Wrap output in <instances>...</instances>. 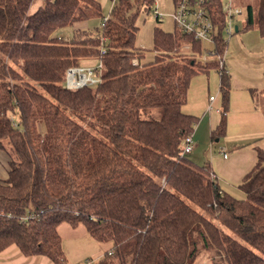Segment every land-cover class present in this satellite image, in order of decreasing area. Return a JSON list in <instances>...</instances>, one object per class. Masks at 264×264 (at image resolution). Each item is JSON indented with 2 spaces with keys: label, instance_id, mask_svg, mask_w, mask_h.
Here are the masks:
<instances>
[{
  "label": "trees",
  "instance_id": "trees-1",
  "mask_svg": "<svg viewBox=\"0 0 264 264\" xmlns=\"http://www.w3.org/2000/svg\"><path fill=\"white\" fill-rule=\"evenodd\" d=\"M154 2L115 0L91 32L81 26L101 15L96 0H0V151L9 155L0 254L15 245L54 264H193L206 253L208 264H264V149L239 184L243 198L221 188L208 161L181 153L198 121L181 109L190 80L210 69L221 95L212 136L225 133L222 3H208L214 55L203 64L201 39L158 25L153 58L143 61L137 17ZM244 8V28L264 36V0ZM67 27L70 38L57 36ZM83 58L101 61L100 81L65 87L66 69ZM259 98L264 111V83ZM63 222L111 247L95 261L68 263Z\"/></svg>",
  "mask_w": 264,
  "mask_h": 264
},
{
  "label": "rangeland",
  "instance_id": "rangeland-1",
  "mask_svg": "<svg viewBox=\"0 0 264 264\" xmlns=\"http://www.w3.org/2000/svg\"><path fill=\"white\" fill-rule=\"evenodd\" d=\"M96 1H98L100 4L101 15L98 17H91L81 26L82 28H87V30L91 32H95L96 30L101 28V22L103 18L107 17L110 14L113 5V0ZM220 1L223 6L226 3L231 2L233 6L240 7V12L238 14H235L234 16H232V18H229L228 15H226L225 17V27L230 29V33H227L225 31V27L223 28V36L227 40L226 49L223 54V60L225 67L230 75L231 91L237 90L238 93L242 90V88L250 87L254 90V96L258 97V104H261L259 97L264 83V36L260 35L255 26L244 28V5L246 2H255V0ZM156 2L157 3L154 4V6H160V8L165 10L170 8V0H157ZM168 20L169 17L167 15H164L163 18L160 19L158 25L156 19L153 17L152 9L148 12L139 13L137 17V26L139 28L137 33V42L143 43L147 48L146 52H148L150 55H153L151 49L153 37L152 33L154 27L158 25L163 29H169L171 28V24L168 23ZM235 26L238 28V31H234ZM63 31L65 32L64 37L70 38L72 36L71 27H67ZM58 35L62 34L58 33L57 36ZM184 47H187V44H185ZM213 49V43L211 41L203 40L201 42V53L197 57V59H199V62L205 64V61H203V59L207 56V53L209 51H212ZM98 61L99 60L96 58H83L81 59L80 64L95 67L98 65ZM93 86H95V84ZM207 114L219 117V108L217 111L214 106L208 107ZM237 116L238 115L236 114L234 115V117ZM198 122L199 123H197L196 126L204 125V121L198 120ZM237 125L239 124L233 123L229 128V132L231 134L237 132L239 135V137H236L235 139L229 141L230 143H233V145H236V149L234 148V146H232V148L230 149V147L226 144L223 145L224 137L227 134L226 131L222 135H217L219 137V141L215 142V138L217 136L211 137V130L208 134V145L205 151L206 153L204 152V154H202V152L200 151V149H202L201 147L198 148L195 152H192V146V150L186 153V156L188 158L196 159V162L209 160L211 159V156H213L214 158L216 157V165L219 168V171L223 172V175L227 177V180L225 181L223 178H221V176H218V181L221 188L225 189L238 198H243L244 192L239 187V184L245 172L248 171L256 162L257 149H264V136L258 138L256 141L249 140V138L244 137L245 129L243 128L242 131H240L241 129H239ZM205 130L207 131L208 129ZM192 142L194 143V141ZM221 150L226 152V154L230 157L228 161L219 159L222 154ZM198 152L199 154H197ZM1 154L6 158H8L9 156L4 151H0V156ZM1 175L2 173H0V176ZM95 260H97V258L93 257V261ZM208 263L209 257H207L206 253L204 255H198L196 261L193 264Z\"/></svg>",
  "mask_w": 264,
  "mask_h": 264
},
{
  "label": "crops",
  "instance_id": "crops-1",
  "mask_svg": "<svg viewBox=\"0 0 264 264\" xmlns=\"http://www.w3.org/2000/svg\"><path fill=\"white\" fill-rule=\"evenodd\" d=\"M159 9L163 12L164 15H167L171 11V6L169 9L166 10L160 8L159 6ZM167 16L169 17V22H167L171 24V28L164 30L170 31L173 29L174 24L172 18L169 15ZM60 34H62V36H65V32H61ZM137 39L138 38L136 35V46L146 48L143 43L137 42ZM152 58L153 55H150L148 52H146L143 61L148 62L151 61ZM219 83V75L214 69H210L208 72H201L199 74H196L190 80V84L187 91V99L186 102L182 105L181 109L184 113L195 115L198 120L204 121V125L196 126V124L199 123L197 121L194 126L192 132V138L194 141L192 152H195L198 148L201 147L202 149H200V151L202 152V154H204L208 145V134L212 130L210 136L213 137L212 132L220 121V112L219 117L207 114V108L209 105L214 106L216 108H220L221 95L219 90ZM210 96H214V99L210 100ZM235 114L238 116L234 117ZM213 118L215 119V121ZM233 123L239 124L237 126L239 129H241L240 131H242L243 128L245 129L244 137L249 138V140L256 141L258 138L264 136V111L262 105L258 104V100H256V98L254 97V90L252 88L244 87L240 92L237 93V90L231 91L230 87L229 107L228 111L226 112L225 125V131L227 132V134L223 140V145L226 144L230 147V149L232 148V146H234V148L236 149V145H233V143H230L229 141L235 139L236 137H239L237 132L232 134L229 132L230 125ZM205 129L208 130L206 131ZM216 141H219L218 136L215 138V142ZM221 152L223 154L224 151L221 150ZM197 154H199V152ZM222 154L219 157L220 160L228 161L230 159L228 155L225 158ZM190 159L197 164H201L203 162L208 161L214 175L217 178V181L218 176H221V178H223L225 181L227 180V177L223 175V172L219 171V168L216 165V157L214 158L213 156H211V159L205 160L203 162L200 161L201 163L196 162V159ZM6 160L7 158L3 157L1 154V178L5 177L7 174V168H5ZM57 229L59 235L61 236L62 248L68 263L81 262L87 258L93 260V257L98 259L106 250L111 247V242H101L92 238L83 224H78L77 226L73 227L70 224L63 222L58 225ZM0 264L54 263L43 255H24L15 245H10L0 254Z\"/></svg>",
  "mask_w": 264,
  "mask_h": 264
},
{
  "label": "built area",
  "instance_id": "built-area-1",
  "mask_svg": "<svg viewBox=\"0 0 264 264\" xmlns=\"http://www.w3.org/2000/svg\"><path fill=\"white\" fill-rule=\"evenodd\" d=\"M114 1L115 0H113V2ZM156 1L157 0H155L154 4L157 3ZM209 2H211V0H170L171 11L167 15L172 18L175 28L180 31L192 34L195 38L201 39L202 41L208 40L213 42L215 29L208 10ZM222 7L225 15H228L229 18H232V16L240 12V7L233 6L231 2L226 3L224 6L222 5ZM152 14L154 18L158 19L163 18L164 16L163 12L157 5L152 8ZM107 17L103 18L101 26L104 25ZM225 31L230 33V29L227 27H225ZM209 55H214V53L209 51L207 56ZM206 57L203 61H205ZM133 62L136 63V59H134ZM222 64L225 65L224 60L223 62L221 61V65ZM101 67L102 65L100 60L98 61V65L95 67L81 64L68 67L65 72V87L75 89L84 85L97 84L101 77ZM213 99L214 97L210 96V100ZM208 107H211V105ZM215 109L218 111V107H215ZM192 141V133L184 137L181 153L186 154L192 150ZM222 155L225 158L227 157L226 152H223ZM30 216L31 215L29 213H25L21 216V218L24 220Z\"/></svg>",
  "mask_w": 264,
  "mask_h": 264
},
{
  "label": "water",
  "instance_id": "water-1",
  "mask_svg": "<svg viewBox=\"0 0 264 264\" xmlns=\"http://www.w3.org/2000/svg\"><path fill=\"white\" fill-rule=\"evenodd\" d=\"M235 29H237V27L235 26Z\"/></svg>",
  "mask_w": 264,
  "mask_h": 264
}]
</instances>
